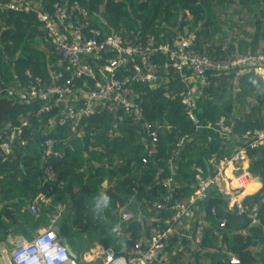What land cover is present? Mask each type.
Segmentation results:
<instances>
[{"label":"trees","instance_id":"obj_1","mask_svg":"<svg viewBox=\"0 0 264 264\" xmlns=\"http://www.w3.org/2000/svg\"><path fill=\"white\" fill-rule=\"evenodd\" d=\"M10 1L0 0V85L11 87L17 81L24 82L26 71L33 77L46 80L49 76L48 44L41 24L33 12L3 9L2 6ZM23 1L39 2L49 11L58 0ZM79 1L88 9L91 24L102 32L107 27L123 36L141 32L158 44L171 42L178 34L192 31L197 32L202 42L212 43L214 35L221 32L225 25V21L219 20L218 10L213 5L219 10L238 5L240 9L234 14H239L253 31L244 33L250 41L245 38L238 45L229 43L225 50L255 52L259 43L264 41V0ZM212 45L218 51L223 47L221 44ZM234 78V75L226 74L209 75L201 116L204 122L211 125L221 119L227 125L233 123L235 140L233 137L229 141L237 148H248L241 136L249 130H264V80L253 72L239 75L236 83ZM168 86L175 93L184 89L177 79H171ZM139 91L143 95L144 116L158 126L155 155L145 164L141 161L145 148L139 127L127 118L117 121L105 113L93 116L88 121L85 138L68 125H55L46 135L39 136V128L58 115V108L37 114L28 112L22 104L0 99V134L8 124L21 119L27 122L22 127L21 137L13 143L11 155L4 160L0 155V242H5L8 236H22L31 241L39 229L49 224L52 209L35 217L24 208L26 200L40 190L41 144L45 139L55 141L54 149L61 157L52 161L56 183L42 190L52 198L53 204L62 202L66 205L57 223L60 230L58 237L67 240L79 262L94 244L103 249L111 248L120 255L122 244L130 249L142 236L150 234L151 218L170 217V212H157L151 205L164 201L165 190L155 182L156 178L170 175L167 163L175 146V137L191 138L174 159L176 188L173 197L179 200L189 198L193 191L194 168L206 169L207 159L215 145L212 140L216 141V138L209 139L213 132L196 130L186 116L180 98L169 100L164 97V85L154 89L140 86ZM225 152L222 147L214 154L221 157ZM246 155L249 174H244L240 183L233 179L227 187L243 186L244 191L232 197L231 203L247 195L242 203L249 211L238 213L235 208H228L229 199L220 195L205 204L209 225L201 251L210 264H230L225 254L215 253L219 251L221 241L213 235V227L222 219H226L222 241L227 251L239 259L238 264L257 262L256 255L249 248L256 244L253 241L255 237L264 241V145L246 149ZM230 171L231 168H228V175ZM249 175L262 183L257 192L260 183L253 181ZM104 182L106 187H103ZM104 197L108 198L107 203ZM212 206L215 215L210 214ZM120 209L131 213L132 220L122 221ZM252 212L255 213L254 218L249 215ZM254 220H257V225H254Z\"/></svg>","mask_w":264,"mask_h":264},{"label":"built area","instance_id":"obj_2","mask_svg":"<svg viewBox=\"0 0 264 264\" xmlns=\"http://www.w3.org/2000/svg\"><path fill=\"white\" fill-rule=\"evenodd\" d=\"M2 8L24 13L33 12L41 24L48 44L49 76L46 80L33 77L26 71L24 82L17 81L11 87L0 85V99L32 106L31 112L41 114L58 108V115L39 128V136L46 135L55 125H68L72 131L83 136L87 133L89 119L104 113L117 121L127 118L139 127L145 148L141 161L145 164L155 155L158 126L144 116L140 86L154 89L164 85V97L169 100L180 98L186 116L197 131H210L230 140L234 137L233 123L227 125L221 119L211 125L204 122L201 116L203 106L199 103V97L208 84L209 75L226 74L237 77L253 72L264 80V50L239 53L237 50L227 52L222 47L218 51L212 43L202 42L196 31L178 34L171 42L158 44L141 32L123 36L108 27L102 32L91 24L89 11L79 0H58L49 11L39 2L23 0H11ZM171 79L179 80L184 89L179 93L173 92L168 86ZM26 124L25 119L8 124L7 129L0 134L2 160L11 155L13 143L21 137L22 127ZM190 139L189 136L175 137V146L167 163L170 175L163 179L156 178L155 183L164 188L165 197L163 202H153L151 207L157 212H170V217L151 218L150 234L142 236L130 249L124 245L123 255H117L111 248L100 247L103 254L102 264H155L176 234H181L182 240H188L193 250L201 249L208 226L206 202L216 195L230 199L241 194L242 185L232 189L227 186L233 179L240 183L243 175L249 174L248 165L243 167L248 159L246 149L264 145V130H249L241 136L248 148L234 147L231 153L221 157L211 155L207 159L206 169L195 167L192 194L187 199L179 200L173 197L176 188L174 159L181 154L184 143ZM54 144L53 139L42 141L40 190L26 200L24 206L35 217L42 211L52 209L49 224L39 229L31 241L23 240L10 247L6 264H80L77 257L68 254L62 239L54 231L66 205L62 202L53 204L52 198L42 190L43 187L50 188L56 183L52 161L61 155L54 149ZM227 168H231L229 176L226 174ZM250 178L253 180L251 176ZM246 196L235 199L232 204L228 203L227 207L235 208L238 213L249 211L242 203ZM198 208L201 215L194 217ZM119 213L122 221L132 220L131 213L123 209ZM210 214L215 215L213 206ZM249 215L255 217L254 212ZM102 217L103 211L100 218ZM190 222V230L183 233L181 230ZM225 224L226 219L220 220L213 227V235L220 238ZM119 234L122 235L121 232ZM229 262L238 264L239 259L233 256Z\"/></svg>","mask_w":264,"mask_h":264},{"label":"crops","instance_id":"obj_3","mask_svg":"<svg viewBox=\"0 0 264 264\" xmlns=\"http://www.w3.org/2000/svg\"><path fill=\"white\" fill-rule=\"evenodd\" d=\"M262 50V49H260ZM199 103L201 106H205L206 103V97H199ZM25 109L28 112H31L32 106L25 105ZM85 135H83V138ZM211 137L216 138V141L214 140V147L211 152V155H214L215 151L219 148L224 147V149L227 151L225 154H229L233 151L234 145L231 141H229L228 138H222L219 135H214V133H210L209 139L211 140ZM253 181L259 182L260 187L262 186V183L258 181L257 179L253 178ZM106 184V182L103 183V187ZM259 187V188H260ZM230 200V199H229ZM200 210L199 208L195 211L194 217L200 216ZM254 225H257V220H254ZM192 222L188 223L186 227H184V230H181L183 233H188L190 230ZM209 225V221H208ZM225 230L223 231V233ZM181 234H176L171 239L172 241L169 243L168 249L166 250L160 260L155 264H210V261L207 257L202 255L203 251L201 249L193 250L190 245L189 241L182 240ZM13 236H8L5 242H0V257L1 253L7 256V249L6 247H10L9 244L11 242V238ZM254 237V236H253ZM175 240V241H174ZM220 244H219V251H215L217 254H225L227 258L230 260L231 257L235 256L234 254L227 251L226 244L222 241V236H220ZM253 241H256V244L254 246H251L249 249L252 252V254L256 255L257 262L254 264H264V241H260L257 237ZM124 244H122V247ZM70 247V246H69ZM71 248V247H70ZM97 248H100L99 245H97ZM72 249V248H71ZM73 250V249H72ZM102 250V249H101ZM122 250V249H121ZM213 251V252H214ZM1 264V263H0ZM6 264V261H5Z\"/></svg>","mask_w":264,"mask_h":264},{"label":"rangeland","instance_id":"obj_4","mask_svg":"<svg viewBox=\"0 0 264 264\" xmlns=\"http://www.w3.org/2000/svg\"><path fill=\"white\" fill-rule=\"evenodd\" d=\"M213 8L218 10L219 20L225 21V25L222 26L221 32L214 35L213 42H212L213 44H215V45L221 44L223 46V48H226L229 43H232L234 45H238L240 40L245 39V38L247 41H250V38L246 37L244 35V33L252 32L253 28L249 27L248 24L246 23V21L241 20L239 17L240 16L239 14H234L236 10L240 9V7L238 5H232V6L228 7L226 10H222V9L219 10L215 5H213ZM262 48H264V41H261L259 43L258 51ZM237 77L235 76L234 83H236ZM199 86H201V85H199ZM204 88L202 89V93H201L202 97H204L206 95ZM212 144L214 145L213 140H212ZM247 163H248V159L245 160V162L243 163L244 168L247 167V165H248ZM106 186L107 185L105 184L104 187H106ZM228 203H231V198H230V200H228ZM23 240H25V239L22 236L12 237L9 246L12 247L17 242H21ZM10 247L9 248L6 247L7 255L10 252ZM5 261H6V255L1 253L0 263L5 264ZM102 261H103L102 250H101V248H97V244H94L93 248L90 249L88 252H85L82 255V257L80 258L81 264H102Z\"/></svg>","mask_w":264,"mask_h":264},{"label":"water","instance_id":"obj_5","mask_svg":"<svg viewBox=\"0 0 264 264\" xmlns=\"http://www.w3.org/2000/svg\"><path fill=\"white\" fill-rule=\"evenodd\" d=\"M54 231L56 232V234L60 233V230H59L58 227H55ZM62 243H63L64 247L66 248L68 254L70 256L76 258L77 254L69 247V244H68L67 240L66 239H62ZM124 252H125V246L122 247L121 254H124Z\"/></svg>","mask_w":264,"mask_h":264},{"label":"bare ground","instance_id":"obj_6","mask_svg":"<svg viewBox=\"0 0 264 264\" xmlns=\"http://www.w3.org/2000/svg\"><path fill=\"white\" fill-rule=\"evenodd\" d=\"M227 170H228V168H227ZM227 170H226V174L228 175ZM228 176H229V175H228ZM236 187H238V185H233V186H231V188H236ZM243 191H244V188H243ZM243 191H242V192H243Z\"/></svg>","mask_w":264,"mask_h":264},{"label":"clouds","instance_id":"obj_7","mask_svg":"<svg viewBox=\"0 0 264 264\" xmlns=\"http://www.w3.org/2000/svg\"><path fill=\"white\" fill-rule=\"evenodd\" d=\"M107 199H108L107 197H104V202H105V203H107ZM124 245H125V244H124ZM124 253H125V252H124ZM120 255H123V254L120 253Z\"/></svg>","mask_w":264,"mask_h":264}]
</instances>
